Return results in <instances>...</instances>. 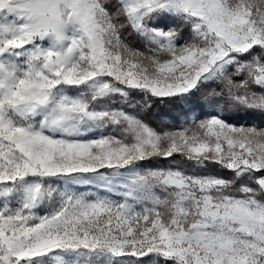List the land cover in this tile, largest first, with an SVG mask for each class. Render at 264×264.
<instances>
[{"label": "snow or ice", "instance_id": "obj_1", "mask_svg": "<svg viewBox=\"0 0 264 264\" xmlns=\"http://www.w3.org/2000/svg\"><path fill=\"white\" fill-rule=\"evenodd\" d=\"M206 85L180 128L123 107ZM241 110L264 115V0H0V264H264V126ZM174 155L230 175L142 166Z\"/></svg>", "mask_w": 264, "mask_h": 264}, {"label": "trees", "instance_id": "obj_2", "mask_svg": "<svg viewBox=\"0 0 264 264\" xmlns=\"http://www.w3.org/2000/svg\"><path fill=\"white\" fill-rule=\"evenodd\" d=\"M127 36V34H125ZM128 42L139 49H143V43L136 37V36H127ZM207 91H205V95L201 92H197L195 94L190 95L187 100L189 101L191 109H197L199 114L202 113L201 109V100L204 96H206ZM134 99L138 103H142L140 96L134 97ZM117 107L122 105H116ZM188 106V107H189ZM124 109L138 118H141L143 121L148 123L156 130H168L172 129L178 123V118L181 114L185 113V110H188V107L183 103L182 100H153L152 104L148 108L142 107H133L129 108L126 105H123ZM232 123L237 125H245V126H256L261 127L264 126V115L251 112L247 110H241L239 112L233 113L231 116H228ZM173 161L175 163H173ZM151 162V161H149ZM155 164H160L163 168L169 167H181L186 168V170L190 172H195V174H215V175H222V176H229V173L221 172L215 166H210L208 169L205 170H194L191 168L187 162H182L179 156L174 155L172 158L168 160H161L157 159V161H152Z\"/></svg>", "mask_w": 264, "mask_h": 264}, {"label": "rangeland", "instance_id": "obj_3", "mask_svg": "<svg viewBox=\"0 0 264 264\" xmlns=\"http://www.w3.org/2000/svg\"><path fill=\"white\" fill-rule=\"evenodd\" d=\"M159 25L161 27H168V26H176L179 24V22L177 20H175L174 18H171V17H162L160 20H159ZM183 34L185 36H188L189 35V30L187 28L184 29V32ZM66 35H68L69 37L72 36V32H71V29L67 30L66 31ZM51 38H45V40L43 41V45L45 47H48L51 43ZM219 85H206L204 87L201 88L200 92L203 93L205 95V91L208 90V88L210 87H218ZM207 94V93H206ZM134 97H138L140 96L139 93H134L133 94ZM188 98V97H187ZM186 99H180L183 101V103L188 107L190 104H188V100ZM186 113H190L192 115H199V111L197 109H191L190 106L188 107V110H185V113L184 114H181L180 117L178 118V123L177 125H175L172 129H175V128H180V127H183L185 126V123H186V119H188V117H186ZM172 129H168V130H172ZM96 134H91V136H95ZM88 138H91V137H88ZM154 161H157V160H154ZM143 167H153V168H163V166H161L159 163L158 164H155L154 162H143L142 164ZM80 191H84L86 189L84 188H81L79 189ZM145 264H146V261H145Z\"/></svg>", "mask_w": 264, "mask_h": 264}, {"label": "clouds", "instance_id": "obj_4", "mask_svg": "<svg viewBox=\"0 0 264 264\" xmlns=\"http://www.w3.org/2000/svg\"><path fill=\"white\" fill-rule=\"evenodd\" d=\"M37 12H43L47 5L37 4L35 5ZM41 28L45 34V38H51L56 40L58 34L62 31L63 25L59 22L55 13L48 12L41 18Z\"/></svg>", "mask_w": 264, "mask_h": 264}]
</instances>
